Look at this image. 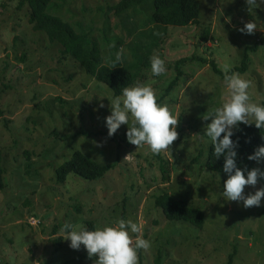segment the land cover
<instances>
[{
    "label": "rangeland",
    "instance_id": "1",
    "mask_svg": "<svg viewBox=\"0 0 264 264\" xmlns=\"http://www.w3.org/2000/svg\"><path fill=\"white\" fill-rule=\"evenodd\" d=\"M118 1L51 0L47 11L95 40L106 66L120 49L119 65L130 66L134 55L147 60L138 83L150 85L159 103L168 105L178 119V139L170 154L155 155L127 144V125L108 137L104 118L110 115L112 91L85 75L70 56L62 58L58 42L32 29L25 1L0 0V264H94L97 258L90 259L83 245L69 247L62 225L78 229L91 220L95 230L115 226L118 219L143 225L151 247L138 251V264H227L229 253L230 264H264V198L251 208L228 201L222 195L227 174L192 161L197 154L201 164L206 161L211 141L192 136L203 135L211 122L203 116L227 97L223 78L210 67L213 60L224 73L225 65H238L245 47H256L240 74L251 82L250 102L264 106V3L249 8L246 0H198L197 23L164 27L147 22L152 0L115 15ZM248 22L257 24L252 35L239 31ZM154 53L165 63L160 76L151 72ZM187 57L196 59L179 66L181 81L163 94L175 75L174 61ZM76 149L115 166L100 179L70 173L57 183L55 167ZM161 155L169 161L166 182L159 172ZM253 168L264 171V162ZM261 187L264 180L244 193ZM160 193L205 211V224L166 220L153 205Z\"/></svg>",
    "mask_w": 264,
    "mask_h": 264
},
{
    "label": "clouds",
    "instance_id": "2",
    "mask_svg": "<svg viewBox=\"0 0 264 264\" xmlns=\"http://www.w3.org/2000/svg\"><path fill=\"white\" fill-rule=\"evenodd\" d=\"M246 3L249 8H256L264 0H246ZM256 30L257 24L253 22L245 23L239 29L248 35L254 34ZM122 52L123 49L117 52L116 62L120 61ZM150 68L153 76L165 73V63L159 54L151 56ZM229 72V67L225 65L223 83L227 97L224 103L214 112L203 116V120L211 121L206 124L203 135L197 133L192 137L196 140L199 137L200 143H204L207 138L214 148L213 155L217 159L223 156V172L228 178L224 181L222 195L228 201H242L245 208L259 207L264 198V187L254 194L245 195L244 190L246 186L255 187L259 180H264V171L260 168H238L235 151L238 142L230 138L234 134L233 129L241 123L264 130V106L250 102L249 80L243 79L240 73ZM99 107L103 108L104 105L100 104ZM104 123L108 137L113 136L121 125H127V142L136 149L147 147L155 155L161 152L170 154V146L178 139V119L166 103L161 105L157 102L155 90L150 85L137 83L132 87L121 88V94L112 99L110 115L104 118ZM247 159L257 164L264 162V146L257 147ZM142 228L140 223L118 219L115 226L98 227L95 230H88L83 225L77 229L66 222L61 232L64 240L70 242L71 249L79 250L83 245L90 259L96 257L94 264H138V251H147L151 247L150 241L142 236ZM132 234H136L135 238Z\"/></svg>",
    "mask_w": 264,
    "mask_h": 264
},
{
    "label": "trees",
    "instance_id": "3",
    "mask_svg": "<svg viewBox=\"0 0 264 264\" xmlns=\"http://www.w3.org/2000/svg\"><path fill=\"white\" fill-rule=\"evenodd\" d=\"M24 1L30 9L28 22L32 24V29L44 32L49 41L58 42L62 46V58L70 56L82 68V72H85V75L92 77L110 89L113 97L121 94V88L132 87L138 82L143 81L144 77L141 76V72L147 60L143 61L140 57L134 55L131 65L123 66L116 62L115 57L111 56L110 61L114 60V63L112 66H106L103 63V56L100 53L99 45L95 40L90 39L84 31L77 32L68 22L47 11L51 0H21L20 5ZM142 1L144 0H119L113 6L114 13H116L115 15L124 13L129 7L138 3L140 4ZM147 8L149 10L147 22L149 20L155 26L187 27L189 24L197 23L200 15L198 0H152V14L150 13V6ZM207 37V34H201V38L207 39ZM245 48L242 59L238 62V65L230 69L229 74L231 72L244 73L247 70V53L249 50L255 52L257 48L253 46ZM187 59L196 58H179L174 61L175 75L166 85L163 94L166 91L168 94L177 82L181 81L183 73L179 69V66ZM210 67L219 77H224V73L218 69V63L215 60L211 62ZM159 100L160 98L157 99L158 103ZM126 131L124 138H126ZM233 133L230 139L238 142V147L235 149L237 152V167L240 169H244L245 167L252 169L255 161H249L247 157L253 154L257 147L264 146V130H259L254 125L241 123L233 129ZM111 139L114 140V138ZM127 144L129 145L128 142ZM213 153L214 148L210 143L206 161L201 164L199 160L200 154L193 156L192 161L214 172L224 173L223 156L217 159ZM1 158L2 154L0 150V190L4 187V169L1 166ZM114 166L115 162L97 163L91 160L90 157H87L82 151L76 149L67 160L55 167V181L57 183L65 182L70 173L88 181L100 179L106 172L113 169ZM168 168L169 161L167 157L159 156V172L162 182H166L167 180ZM153 205L160 209L166 220L185 221L197 228H201L205 224V211L199 207L187 205L185 200H174L166 193L157 194L153 199ZM86 228L94 230L91 220L86 223ZM231 258L232 253H229L227 264H230Z\"/></svg>",
    "mask_w": 264,
    "mask_h": 264
}]
</instances>
